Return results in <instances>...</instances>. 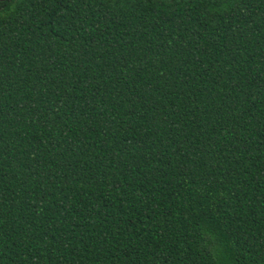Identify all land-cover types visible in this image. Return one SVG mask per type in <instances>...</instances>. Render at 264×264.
Masks as SVG:
<instances>
[{
    "label": "trees",
    "instance_id": "trees-1",
    "mask_svg": "<svg viewBox=\"0 0 264 264\" xmlns=\"http://www.w3.org/2000/svg\"><path fill=\"white\" fill-rule=\"evenodd\" d=\"M0 264H264V0H0Z\"/></svg>",
    "mask_w": 264,
    "mask_h": 264
}]
</instances>
